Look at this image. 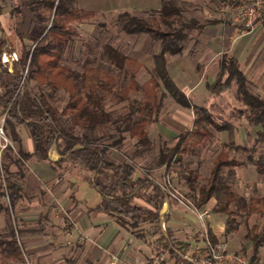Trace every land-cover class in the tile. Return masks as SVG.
Segmentation results:
<instances>
[{
    "label": "trees",
    "instance_id": "obj_1",
    "mask_svg": "<svg viewBox=\"0 0 264 264\" xmlns=\"http://www.w3.org/2000/svg\"><path fill=\"white\" fill-rule=\"evenodd\" d=\"M75 3L76 0L35 2L31 9L35 12L37 27L31 29L28 38L14 32L22 44L25 45V39L32 44L30 49L24 48L20 52L12 63L11 71L7 63H1L8 42L5 32H1L0 119L11 129L13 141L18 137L14 130L16 126L24 127L28 132L34 150L24 153L18 147L20 158L27 160L37 156L48 161L47 155L55 145L62 158L55 163L49 162L53 171L63 166L88 174L92 186L102 196L98 211L113 217L119 227L136 236L154 237L156 251L172 253L171 245L177 243L171 240L169 233L164 235L160 227V212L167 198L166 192L153 182L148 173L138 174L130 162H119L112 157V144H101L104 137L99 139L97 132L108 138L110 135L105 134L107 125L113 124L114 129L127 133L140 147L149 151L151 142L147 127L158 121L165 99L190 107L186 95L168 72L167 56L182 53L181 43L193 26L183 20L176 0H162L161 9L150 22L123 12L117 17L122 24V32L145 34L158 44L159 50L151 58L154 75L142 81L139 74L143 66L110 44L102 46V56L108 67H97L94 58H87L78 71L61 64L67 45L76 36L72 24L91 21L96 14L77 9ZM39 9L47 11L49 16L43 17L36 12ZM259 22L264 29V20L260 18ZM218 23L219 20H209L205 25ZM224 75L227 76L222 83ZM233 79L237 86L235 99L245 106L242 114L255 132L254 143L250 146L238 144L235 127L230 122L218 123L206 107H196L192 128L179 134L174 144L160 152L156 163L145 171L164 166L170 172L172 167H178L188 189L186 197H183L185 203L202 209L213 201L211 210L225 218L224 235L228 237L238 231L240 220L251 216L264 218V197H245L229 184L238 167H251L257 175L264 176V150H259L258 146L264 145V100L248 92L238 64L232 57L222 58L218 77L207 83L206 88L210 94H218L228 89ZM43 89L62 91L66 95V103L59 114L47 101ZM109 99L125 106V114L119 118L121 127L106 110ZM78 128L85 133H76ZM209 128L217 133L227 132L228 142L223 144V150L213 160L207 181L198 184L199 173L192 170L183 157L195 156L205 147L212 136ZM11 148L12 145H6L1 151L3 156L0 154V201L4 202L7 197L12 206V193L18 192V187L10 180L3 162L6 150ZM237 154L242 157H236ZM224 170L226 176H223ZM138 200L144 205H140ZM2 209L7 211L0 205V211ZM243 241L251 243V260L257 261L259 250L264 247V221L261 225L247 227ZM0 255L14 259L22 257L17 231L13 227L0 234Z\"/></svg>",
    "mask_w": 264,
    "mask_h": 264
},
{
    "label": "crops",
    "instance_id": "obj_2",
    "mask_svg": "<svg viewBox=\"0 0 264 264\" xmlns=\"http://www.w3.org/2000/svg\"><path fill=\"white\" fill-rule=\"evenodd\" d=\"M211 1L216 6L230 2V0ZM125 2L126 5L121 9H107L108 14L129 12L133 15H141L158 12L162 6V0H126ZM4 19H6L5 15L0 12V23ZM216 20L220 21L218 18ZM4 26L0 24V35L6 30ZM205 26L199 31V38L195 40L194 43L196 41L197 43L193 45L192 50V60L200 58L201 62L198 61L194 67H187L178 59L177 63H180L183 79L182 74L178 75L171 70L169 60L167 62L168 72L176 86L191 97L204 91L201 99H205L203 102L210 100L211 94L206 84L214 80L205 75V69L207 64L210 65L215 58L224 54L230 55L229 57L237 61L247 78L258 75L263 92L261 91V94L260 91H256V93L259 96L261 94L260 97L264 99L262 24L258 22L248 33H242L231 27L223 28L220 23ZM9 30L8 28V32ZM147 41H149L147 36L138 35L135 46L140 44L141 49L134 50V46L130 52H134L132 58L141 65H145L143 58L148 56V50L143 49ZM148 45L150 46L149 42ZM149 60L151 63V56ZM201 63H204V66ZM259 66H263L260 72L257 71ZM252 130L254 131L253 128ZM19 131L22 133L21 136H18L16 141L11 139L12 148L7 149L3 157L10 180L16 184L18 192L12 193V206L7 197L4 202L0 201V205L7 208V211L4 209L0 211V234L6 233L10 227L17 231L22 257L14 259L0 255V264H146L152 247L156 245L155 238L136 236L131 231L119 227L113 217L98 211L97 207L102 201V196L92 186V179L88 174L71 167L65 169L63 166L53 171L49 162L55 163L62 158L55 145L47 155L48 161H43L37 156L27 160L20 158L17 154L18 147L24 153H31L34 146L26 129L20 127ZM239 133H241L240 129L235 127V140ZM112 157L115 155L112 154ZM115 158L118 160L117 157ZM238 173L241 171L237 172V176ZM181 198L183 204L167 196L160 212V227L161 224L165 227L163 234L169 233L170 238L175 241L182 240L189 234L195 222L187 207L189 204L185 203L183 197ZM213 204L211 201L203 209L212 212ZM214 218L220 220L215 223ZM222 218V215L213 213L210 231L215 239L225 242L223 240L225 218ZM225 243L230 250L228 241ZM244 243L247 250H239L240 246L230 251H241L251 256L252 253L249 254L248 250L251 243Z\"/></svg>",
    "mask_w": 264,
    "mask_h": 264
},
{
    "label": "rangeland",
    "instance_id": "obj_3",
    "mask_svg": "<svg viewBox=\"0 0 264 264\" xmlns=\"http://www.w3.org/2000/svg\"><path fill=\"white\" fill-rule=\"evenodd\" d=\"M36 1L37 0H0V12H2L6 18L0 24L6 26H4V28L7 30H5V35L8 38L5 48L6 52L1 58V63H7L9 65L8 68L10 71L12 70V63L18 59L20 52L24 48L26 50L30 49L32 44L27 39H25V45L22 44L19 38L16 37L15 33H21L24 38H28L31 29L33 27H37V23L35 21L36 17L34 16L35 12H33L31 9ZM125 1L126 0H76L75 7L77 9L92 11L96 14V17L91 21L72 24V28L76 32V36L73 37L65 49V53L61 61L63 66L80 71L82 69L83 62L87 58H94L96 60L95 66L105 69L108 67L106 59L102 56V46L105 44H110L130 58L133 57L132 55L134 52H130L135 46V41L138 35H130L121 31L122 24L117 19L118 15L121 13L108 14L109 12H107V9H121L124 5H126ZM176 1L179 4L183 20L193 26L190 31L186 32L187 38L183 41V43H181L183 46L182 53L178 55L167 56V62L169 60L171 63V70H173L178 75L182 74L181 78L183 79V73L180 72L179 68L180 63H177V60H182L181 62L183 65L187 67H194V65L198 63L200 58L196 59L195 61L192 60L193 45H195L197 41L196 43L194 42L199 38V31L206 27L205 24L207 21L216 20V18L219 19L218 9L222 4L217 5V7L211 0ZM36 12L41 13V15L45 18L49 16V13L43 9H39ZM157 14L158 12H149L141 15L136 14L135 16L140 17L146 22H150L153 17L157 16ZM8 28L10 29L9 32ZM145 36H147L149 41H147V44L143 46L144 51L148 50V56L143 58L145 65H142L143 69L139 74V77L142 81L148 80L154 75L152 62L150 63L149 56L152 58V55L159 50L158 44L153 43L148 35ZM148 42L150 43V46L148 45ZM141 46L138 44L135 46L134 50L140 51ZM223 55L218 56L210 65L207 64L206 66L205 75L207 74V77L212 78L214 81L218 77L220 63L222 58L225 56ZM229 56L230 55H227V57ZM201 64L204 66V63ZM261 67L263 66H259L257 71L260 72ZM238 69L246 82L245 87L248 92L260 97L263 90L262 87H260L261 85L258 75L247 78L245 73L239 68V64ZM114 73L117 74L116 71ZM226 76L227 75H224L222 77V83H225ZM235 83V79H233L228 89L221 91L218 94H211V99L205 102H203L205 99H201L203 98L202 95H204V91L203 93H201L202 91L199 92L197 96L200 97H191V95L183 92L190 102L189 108L181 106L170 98H166L165 107L163 108L158 121L155 124L149 125L147 127V133L151 142V149L149 151L140 147L136 140L131 139L127 133L119 132L114 129L113 124L107 125V131L105 134L110 135L108 138H105L102 133L97 132L99 139L100 136L104 137L100 143L107 145L112 144L114 149L111 152L113 155H115V157H117V161L130 162L134 165L138 174L148 173L153 179V182L157 184L159 188L160 184L163 182V176L168 174L170 177V190H174L176 192L174 194L177 197H186V193H188L186 181L178 167H172L170 172H168L167 168L164 166L158 168L156 167L148 172L145 171L149 170V168L156 163L160 152L165 151L168 147H171L174 144L179 134H182L192 128L193 111L196 107L205 106L209 111L212 112L214 119L218 123L230 122L234 127L239 128L241 133H239L238 137L236 138V142L238 144H243L246 146L252 145L255 140V132L252 130V127L248 125L242 114V112H244L246 109L245 106L235 99V93L237 89ZM256 91H260V96L256 93ZM42 93L46 95L47 101L59 114L66 103V95L62 91L53 92L49 89H43ZM131 97H133V95ZM260 98L262 99V97ZM106 110L111 113L112 120L117 122V126L121 127V121L119 118H122L125 114L124 104L117 103L114 100L109 99L106 101ZM1 127L3 130V135H0V154L3 156L1 153L3 149L2 147L11 145V139L13 138L11 129L7 127L6 123L2 121V119H0V128ZM19 128L20 126H16L14 130L18 136H21L22 133L19 131ZM209 130L212 136L210 141L206 143L205 147L201 148L195 156L185 155L183 157L184 162L192 170H196L199 173L198 184H202L207 181L213 160L217 154L223 150V144L227 143V132L217 133L212 128H209ZM76 133L80 135L85 133V130L78 128ZM122 136H124V138H121ZM113 143H115V145H113ZM258 146L259 150H264V145ZM236 157L241 158L242 155L237 154ZM252 170L253 169L251 167L236 168L235 177L229 180V184L235 192L240 195H244L245 197H264V176H259L254 170ZM240 171L241 173H238L237 176V172ZM253 172H255V174ZM223 176H226L225 170L223 171ZM137 202L140 205H144L140 201ZM222 219H224V217ZM219 220V218H216L215 223ZM263 221L264 218H259L256 216H251L248 219L240 220L238 231L231 237L224 236L223 240L225 242L228 241V247L230 250L238 249L240 246L241 248H239V250H243L242 248L247 250L242 239L246 232V228L255 224L261 225ZM250 247L251 245H249L248 249L249 254L252 253ZM257 262L264 264V247L259 250Z\"/></svg>",
    "mask_w": 264,
    "mask_h": 264
},
{
    "label": "built area",
    "instance_id": "obj_4",
    "mask_svg": "<svg viewBox=\"0 0 264 264\" xmlns=\"http://www.w3.org/2000/svg\"><path fill=\"white\" fill-rule=\"evenodd\" d=\"M263 9L264 0H232L219 7L220 24L223 28L231 27L248 33L262 18ZM0 135H3L2 127ZM162 181L160 188L168 196L183 204L182 198L179 195L177 197L174 190H170L168 174L163 176ZM187 207L195 221L189 234L179 241L171 239L177 243L171 245L172 253L158 252L153 246L146 264H262L252 261L251 256L246 253L228 250L225 242L213 239L210 231L213 213L209 209H197L191 205ZM161 229L165 231L163 224Z\"/></svg>",
    "mask_w": 264,
    "mask_h": 264
},
{
    "label": "water",
    "instance_id": "obj_5",
    "mask_svg": "<svg viewBox=\"0 0 264 264\" xmlns=\"http://www.w3.org/2000/svg\"><path fill=\"white\" fill-rule=\"evenodd\" d=\"M262 19L264 20V9H263V16H262Z\"/></svg>",
    "mask_w": 264,
    "mask_h": 264
}]
</instances>
